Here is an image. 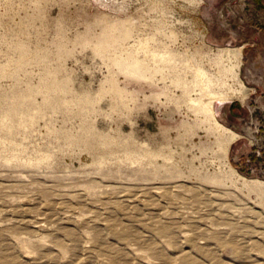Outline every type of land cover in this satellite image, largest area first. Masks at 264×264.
Here are the masks:
<instances>
[{
	"label": "rangeland",
	"instance_id": "obj_1",
	"mask_svg": "<svg viewBox=\"0 0 264 264\" xmlns=\"http://www.w3.org/2000/svg\"><path fill=\"white\" fill-rule=\"evenodd\" d=\"M0 264H264V0H0Z\"/></svg>",
	"mask_w": 264,
	"mask_h": 264
},
{
	"label": "bare ground",
	"instance_id": "obj_2",
	"mask_svg": "<svg viewBox=\"0 0 264 264\" xmlns=\"http://www.w3.org/2000/svg\"><path fill=\"white\" fill-rule=\"evenodd\" d=\"M240 50H241V47L240 48H237L235 50H230V52L232 51L233 54H234V57L236 59H238L240 57ZM224 53H226V52H224ZM215 101H220V99L217 98ZM233 138H234V136H233ZM259 187H261V186H259Z\"/></svg>",
	"mask_w": 264,
	"mask_h": 264
}]
</instances>
